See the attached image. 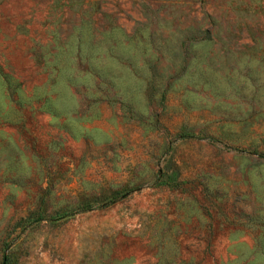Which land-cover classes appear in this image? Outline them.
<instances>
[{"label": "rangeland", "instance_id": "1", "mask_svg": "<svg viewBox=\"0 0 264 264\" xmlns=\"http://www.w3.org/2000/svg\"><path fill=\"white\" fill-rule=\"evenodd\" d=\"M0 264H264V0H0Z\"/></svg>", "mask_w": 264, "mask_h": 264}, {"label": "trees", "instance_id": "2", "mask_svg": "<svg viewBox=\"0 0 264 264\" xmlns=\"http://www.w3.org/2000/svg\"><path fill=\"white\" fill-rule=\"evenodd\" d=\"M40 219H41V218H39V219H37V220H35V221H40Z\"/></svg>", "mask_w": 264, "mask_h": 264}]
</instances>
